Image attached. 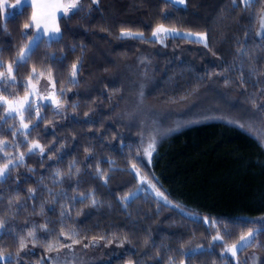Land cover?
Segmentation results:
<instances>
[{
    "label": "trees",
    "instance_id": "1",
    "mask_svg": "<svg viewBox=\"0 0 264 264\" xmlns=\"http://www.w3.org/2000/svg\"><path fill=\"white\" fill-rule=\"evenodd\" d=\"M8 1L0 10V96L25 95L35 66L42 77L51 69L60 106L29 103L27 128L0 106V167L9 158L17 165L0 178V252L11 254L0 264H58L77 246L99 243V264H251L253 254L264 264V224L255 220L264 216V144L236 124L264 127V0L248 8L240 0H80L59 17L60 35L42 37L23 64L33 7L13 13L16 0ZM160 25L206 34L208 47L183 34L153 38ZM199 100L215 118L190 115L194 122L176 127L148 163L141 129L123 111ZM33 143L44 151L29 152ZM132 164L171 203L137 191ZM249 231L254 243L235 256L226 251Z\"/></svg>",
    "mask_w": 264,
    "mask_h": 264
},
{
    "label": "rangeland",
    "instance_id": "2",
    "mask_svg": "<svg viewBox=\"0 0 264 264\" xmlns=\"http://www.w3.org/2000/svg\"><path fill=\"white\" fill-rule=\"evenodd\" d=\"M171 1L174 2V0H171ZM71 2H75L78 5L80 0H16L15 2H12L10 4V7L12 5L15 6V7H11L13 10V13L19 11L24 4H31L33 7V16L35 15L36 17V21L35 22L33 21V24L35 26V34L33 38L30 40L27 47L23 50L25 56H28L32 48L42 37H45L47 40H51V39L57 38L60 35L58 19L60 16L68 14L70 10L72 9H68L67 12H65L63 7H57V5H66ZM174 3L177 5H184L185 0L183 4L176 3V2ZM1 4L8 5L9 1L2 0ZM56 28L59 29L58 32L55 31ZM177 32L178 34H183L184 36L190 37L192 39H198L197 36L195 35H186L187 32H182V31H177ZM258 32L260 35H264L261 33L260 26H259ZM193 34H198V33H193ZM152 37L157 39L159 35L152 36ZM32 85H35L36 87L35 94L32 93ZM25 95H28L29 103H32L36 99L42 102H50L52 104H57L56 101H58L55 86H53V84L49 82L48 77H42L39 79L38 82L37 81L31 82V84H29V91ZM25 95L14 97L8 100L14 101L17 98L22 99ZM27 105L28 104H25L24 107L21 109L22 112ZM59 105H60V101H59ZM206 109L211 110V109L204 107L201 100H199V102L195 104V106L186 105V106H180V107L178 106L169 107V106H163V105H159L156 107L154 106L150 107L145 103L141 107H139L137 110L127 109L123 111L124 119L123 118L122 119L129 125L136 124L137 126L140 127L141 129L140 139L142 142L141 147L143 151V157L147 160L148 163H150L158 150L159 143L165 141L168 135L172 133L176 127L178 126L182 127V126H185L187 124L194 122L192 120L194 118H191L189 120L190 115L197 117L196 119H199V120H201L202 117H204L203 119L215 118V116H213L211 112L206 111ZM7 113H8V110H7ZM12 114L19 115V113H16V112H13ZM235 114L236 115H234V120L237 121V118L239 117L240 114L239 115H237L238 113H235ZM171 117H174V118L180 117V119H184V120L182 122H178V123L173 122L170 124L169 122H171ZM221 117L225 118V116H221ZM241 123L236 122V124H239V125ZM242 124L246 126L245 128H243L245 131L259 136L260 140L264 144V127H260L258 124H250L249 122L242 123ZM153 136H155V141H156L155 151L152 153L151 159L149 161L148 158L144 155V150L148 148V144L150 143L151 137ZM0 146L2 145L0 144ZM139 173H140V175L138 176L140 179L139 189H146L149 192L153 193L157 198L163 200L161 197L156 195L155 191L151 187L147 186V184H142L141 180L143 179L146 182H151V184H154L155 188L158 189L159 192L163 193V196L166 197L167 200L170 202L166 194L161 190V188L158 186V184H156V182L153 179L146 176L144 173L140 171ZM5 174L6 173H4V175ZM3 176H0V178ZM255 220H257L258 223L260 224H264V216L257 218ZM253 233H255V231H253ZM77 247L78 248L75 249L73 253L70 252L72 253L71 255L67 254V256L69 257L63 254L60 255L58 264H63V262L66 261L65 260L66 258H72V261L74 264H96V263L99 264V263L106 262L105 261L106 260L105 249L103 247L101 248L100 243L97 245L95 244L92 247L91 246H88L86 248H83L81 246H77ZM57 249H62V247H59ZM252 258L253 260L251 264H259V260H260L259 255L253 254ZM68 262L67 264H69Z\"/></svg>",
    "mask_w": 264,
    "mask_h": 264
},
{
    "label": "snow or ice",
    "instance_id": "3",
    "mask_svg": "<svg viewBox=\"0 0 264 264\" xmlns=\"http://www.w3.org/2000/svg\"><path fill=\"white\" fill-rule=\"evenodd\" d=\"M174 2L183 4L184 0H174ZM240 2L244 5L245 8H248L253 3V0H240ZM5 7H9V5L0 4V10H2ZM11 7H15V6L12 5ZM57 7H63L64 11L67 12L68 9H75L77 7V4L75 2H71V3H68L66 5H57ZM32 19H33L34 22L36 21L35 15L32 17ZM29 26L30 25L25 24V28H28ZM260 30H261V33L264 34V13H262L261 16H260ZM55 31L58 32L59 29L56 28ZM161 33H166V34H169V35L178 34L176 29H168V28H165L163 25H160V26H158L156 28L155 32H153L152 35L153 36H158ZM135 35L136 34L130 32V31H126V30H122V32H121V36L122 37H134ZM186 35H195V36H197L198 41L199 42H203L205 47H208L207 35L206 34L187 33ZM28 59H30V56H25L24 52L21 51L19 56H18V62L23 64ZM77 63H79V62H77ZM0 67H4V64L2 62H0ZM76 70H77V64H73L72 65V72H71V76L72 77L76 76ZM12 72H13L12 64H8L7 65V74H8V76L10 77V79L12 81H15V76L12 75ZM43 75H44V73L43 72H37V69L34 66L32 68V70H31V76H29L28 83L31 84L32 77H35L37 82H38L39 79ZM0 76H3V74L0 73ZM48 79H49V82L52 83L53 86H54L55 81H53L51 79V69H48ZM71 82L74 83L75 81L72 80ZM35 92H36V87H35V85H32V93L35 94ZM56 103H57V106L59 107L60 106L59 105V101H56ZM25 104H28L29 110H31V104H29L28 95H25L22 99L21 98H17L14 101L8 100L7 97H0V106L7 105L8 115H11L13 112L19 113V115H20V123H21L23 128H27L28 127V125L25 124L24 121H23V112L21 111V109L24 107ZM13 118H15V117H13ZM231 122L232 121H230V123ZM239 126L241 128H245L246 127L244 124H240ZM0 143H2V142H0ZM155 143H156L155 136H153V137H151L150 143L148 144V148L144 150V155L148 158L149 161L151 159L152 153L155 151ZM32 149H39L40 152L44 151L43 147L41 145H39L38 143H33L32 147L29 149V152H31ZM53 151H55V150L53 149ZM5 155H7V154H5ZM23 159H24L23 153H21L20 156H19L20 162H23ZM10 165L13 168H15L17 166L15 163H13V160L11 158H9L8 161L6 163H4L2 167H0V176H3L4 173L8 171ZM131 167H132V170L134 172V175L135 176H139L140 175L139 169L136 168V165L132 164ZM76 171L78 172L79 169H76ZM57 175H60V173L58 172ZM100 175L102 176L103 173H100ZM141 183L142 184H147V186L151 187L155 191L156 195L161 197L164 200L165 203H170L167 200V198L163 196V193L159 192V190L155 188L154 184H151V182H146L143 179L141 180ZM137 191H141V189H138ZM134 195H135V193L130 194V196H134ZM130 196L123 197V199L125 201H127L130 198ZM92 203H93V205H95L97 203L94 198L92 199ZM72 235H76V234L73 233ZM255 235H256V233H253L251 231H249L246 235H241L240 238H239V241L237 243H234L231 246H229L226 249V251L230 252L233 256H235L237 251L240 248L248 247L252 243L255 242ZM28 236L34 238V233L33 232H29ZM67 238L71 239V236H68ZM95 239L96 238L94 237L93 240H95ZM214 239L221 240L222 237L217 236V237H214ZM79 242L80 241H78V240H74L73 241V243H79ZM88 246L89 245H85V247H88ZM23 247H24V242L20 241V248H23ZM48 247H49V250H52V245H49ZM10 255L11 254H8V257H10ZM8 257H5L4 253L0 252V260L6 259Z\"/></svg>",
    "mask_w": 264,
    "mask_h": 264
}]
</instances>
